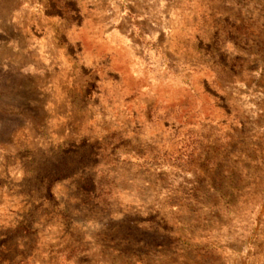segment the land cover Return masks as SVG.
Listing matches in <instances>:
<instances>
[{
	"label": "rangeland",
	"instance_id": "1",
	"mask_svg": "<svg viewBox=\"0 0 264 264\" xmlns=\"http://www.w3.org/2000/svg\"><path fill=\"white\" fill-rule=\"evenodd\" d=\"M0 264H264V0H0Z\"/></svg>",
	"mask_w": 264,
	"mask_h": 264
}]
</instances>
